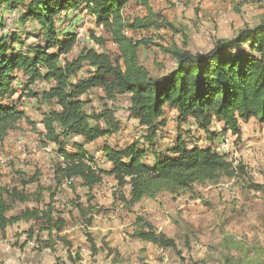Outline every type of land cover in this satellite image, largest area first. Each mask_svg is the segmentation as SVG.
<instances>
[{"label": "trees", "instance_id": "trees-1", "mask_svg": "<svg viewBox=\"0 0 264 264\" xmlns=\"http://www.w3.org/2000/svg\"><path fill=\"white\" fill-rule=\"evenodd\" d=\"M136 1L151 10L149 0ZM129 3L130 0H0L1 10L7 8L10 14L18 12L22 22L36 23L44 40L23 51L15 47L17 43L23 44L18 33L0 37V141L27 118L17 103L7 101L18 91L14 83L19 78L16 72L21 71L26 81L20 84L27 90V96L55 103L44 115L42 134L46 142L58 147L61 158L55 172L58 186L63 179L70 184L79 180L91 190L106 175H112L117 183V199L133 206L163 192L178 195L193 192L196 185L241 177L246 173L244 162L236 163L227 154L219 153L214 142L228 131L241 137V123L252 118L264 123V19L244 26L232 37L217 38L206 51L194 52L173 44L165 51L175 60V66L165 74L154 75L139 61L140 42H134L126 31L162 24L147 16L125 21L123 11ZM82 8L94 15L96 24L111 35L118 54L84 48L75 58L67 56L75 45L77 33L63 32L59 21L62 14L69 16L71 10ZM92 37L97 43H104L101 37L94 34ZM87 64L92 68L89 75L78 78V72ZM37 81L53 82V85L38 94L31 87ZM97 88L104 93L103 108L90 112L85 96ZM125 95L129 96V116L139 121L143 134L141 139L121 148L105 143L99 152L110 168L104 169L88 153L86 145L120 130L116 115L120 106L114 103ZM169 111L175 112L179 126L194 120L196 129L205 132L210 144L190 147L179 135L172 146L159 145L158 132L166 124L165 115ZM215 122L223 124L221 131L214 130ZM75 138L79 141H74ZM68 145L73 149H68ZM36 180L29 179L23 185ZM127 186L126 194L123 190ZM249 187L264 191V181H253ZM35 197L37 201L40 195ZM90 199L92 195L88 194L86 203ZM30 200L31 196L23 190L0 187V230L4 232L23 221L30 223L24 231L27 236L24 246L34 241L38 251H55L59 240L70 245L62 235L67 220L53 205L26 206L9 214L14 204ZM86 206L81 201L74 207L90 226L93 217H87ZM88 210L94 211L93 216L106 211L90 203ZM131 237L162 248L176 247L175 239L158 230L144 215L136 216ZM92 246L97 252L96 245ZM68 259L76 264L81 257L79 254L73 257L70 252ZM57 260V264H62L59 257ZM234 260L227 255L225 262L219 264H237ZM244 261L238 260L241 264Z\"/></svg>", "mask_w": 264, "mask_h": 264}, {"label": "rangeland", "instance_id": "rangeland-1", "mask_svg": "<svg viewBox=\"0 0 264 264\" xmlns=\"http://www.w3.org/2000/svg\"><path fill=\"white\" fill-rule=\"evenodd\" d=\"M149 6L150 11L140 2L130 0L123 15L128 22L147 16L162 24L161 27L126 31L134 42H140L139 61L154 75L165 74L175 66V60L165 51L173 44L194 52L206 51L217 38L232 37L244 26L264 19V0H149ZM71 11L69 16L62 14L59 21L63 32L77 33L75 45L67 55L69 58L77 57L84 48L119 53L111 35L96 24L94 15L83 8ZM10 13L7 8L0 9V37L18 33L23 44L17 43L15 47L23 51L33 44L43 43L36 23L32 20L22 22L18 12ZM92 34L101 37L104 43H97ZM91 69L90 65H85L77 77L88 76ZM22 73L16 72L21 78L14 83L18 91L7 101L17 103L27 118L0 141V187H15L31 196L27 203L14 204L9 214L26 206L51 204L58 209L67 220L62 235L70 245L59 240L55 251L48 249L44 254H39L35 245L29 243L22 248L21 244L27 239L24 231L30 226L22 221L9 226L5 233L0 231V264L6 263L7 253L2 252L6 245L5 249H10L12 264H57L58 257L62 264H71L70 252L73 257L78 254L81 257L76 264H219L225 262L227 255L233 256L237 264H241L238 262L240 258L245 260L242 264H264V191L249 187L253 181H264V123L252 118V121L241 123V137L228 131L214 142L218 151L225 138H230V145L218 152L227 154L236 163L244 162L246 173L241 177L196 185L193 192L178 195L163 192L155 198H144L133 206H126L117 199V183L112 175H106L91 190L79 180L70 184L63 179V183L57 185L56 165L61 160L58 147L46 142L42 134L45 132L44 115L55 107V103L38 96H27V90L20 84L26 81ZM52 83L37 81L31 87L41 94ZM103 95V90L97 88L85 96L89 100L86 107L90 112L102 110ZM108 103L111 106L112 103ZM114 104L120 106L116 114L121 123L120 130L86 145L97 165L104 169H109L110 163L98 152L105 143L121 148L141 139L144 130L138 120L129 116L128 95ZM165 118L166 124L158 132L159 145L172 146L179 135L190 147L210 144L205 132L196 129L194 120L179 126L173 111L167 112ZM213 127L221 131L223 124L215 122ZM67 147L73 149L71 145ZM34 178H37L35 182L23 185L24 181ZM123 191L127 194L129 186ZM88 194L92 199L86 203ZM36 195H40L37 201ZM81 201L87 205V217H93L90 226L74 207ZM89 203L106 211L93 216L94 211L88 210ZM137 215H144L158 230L175 239L176 247L162 248L132 238Z\"/></svg>", "mask_w": 264, "mask_h": 264}, {"label": "crops", "instance_id": "crops-1", "mask_svg": "<svg viewBox=\"0 0 264 264\" xmlns=\"http://www.w3.org/2000/svg\"><path fill=\"white\" fill-rule=\"evenodd\" d=\"M71 12H72V11H71ZM68 14H70V12H68ZM20 79H21V78L19 77L18 80H20ZM252 120H255V118H253ZM252 120H251V121H252ZM98 153H100V156H101V152H98ZM101 157H102V156H101ZM107 162H108V161H107ZM107 165H108V164H107ZM7 228H8V227H7ZM7 228H6V229H7ZM0 231H1V230H0ZM5 231H6V230H5ZM5 231H4V233H5ZM1 232H2V231H1ZM24 242H25V241H24ZM23 244H24V243H23ZM23 244H21V247L24 246ZM26 245H27V244H25V246H26ZM7 246H8V245H6V246L2 249V252L7 253V256H6V263H5V264H12L11 261H10V259H11L10 256H11V255L9 256V254H10V252H9L10 249H9V248H8V249H5V248H7ZM25 246H24V247H25ZM22 248H23V247H22ZM46 250H48V249H44L43 251H38V252H39V254H44ZM43 252H44V253H43ZM38 256H39V255H38Z\"/></svg>", "mask_w": 264, "mask_h": 264}, {"label": "built area", "instance_id": "built-area-1", "mask_svg": "<svg viewBox=\"0 0 264 264\" xmlns=\"http://www.w3.org/2000/svg\"><path fill=\"white\" fill-rule=\"evenodd\" d=\"M230 138L226 137L225 140L221 143V146L223 147H227V145L229 144ZM29 244L31 245H35L34 241H29Z\"/></svg>", "mask_w": 264, "mask_h": 264}, {"label": "bare ground", "instance_id": "bare-ground-1", "mask_svg": "<svg viewBox=\"0 0 264 264\" xmlns=\"http://www.w3.org/2000/svg\"><path fill=\"white\" fill-rule=\"evenodd\" d=\"M229 145H230V144H229ZM219 149H220V150H225L226 148L220 145L219 148H218V151L220 152ZM28 243H29V242H28ZM34 243H35V242H34Z\"/></svg>", "mask_w": 264, "mask_h": 264}]
</instances>
